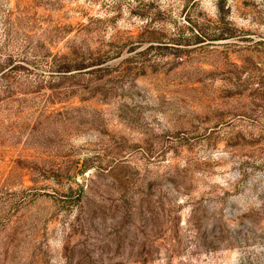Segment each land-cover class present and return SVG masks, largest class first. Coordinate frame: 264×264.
Segmentation results:
<instances>
[{"label":"rangeland","instance_id":"374dc122","mask_svg":"<svg viewBox=\"0 0 264 264\" xmlns=\"http://www.w3.org/2000/svg\"><path fill=\"white\" fill-rule=\"evenodd\" d=\"M0 264H264V0H0Z\"/></svg>","mask_w":264,"mask_h":264},{"label":"trees","instance_id":"16d2710c","mask_svg":"<svg viewBox=\"0 0 264 264\" xmlns=\"http://www.w3.org/2000/svg\"><path fill=\"white\" fill-rule=\"evenodd\" d=\"M218 39H219V40H220V39H223V36H222V37L220 36ZM218 39H217V40H218Z\"/></svg>","mask_w":264,"mask_h":264}]
</instances>
